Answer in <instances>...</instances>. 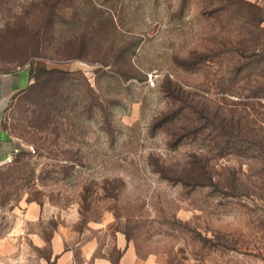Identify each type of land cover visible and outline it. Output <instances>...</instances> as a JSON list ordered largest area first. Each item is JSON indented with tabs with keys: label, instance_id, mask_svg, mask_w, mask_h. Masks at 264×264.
Wrapping results in <instances>:
<instances>
[{
	"label": "rangeland",
	"instance_id": "rangeland-1",
	"mask_svg": "<svg viewBox=\"0 0 264 264\" xmlns=\"http://www.w3.org/2000/svg\"><path fill=\"white\" fill-rule=\"evenodd\" d=\"M23 65L0 227L37 202L164 264H264V0H0V68Z\"/></svg>",
	"mask_w": 264,
	"mask_h": 264
},
{
	"label": "crops",
	"instance_id": "crops-1",
	"mask_svg": "<svg viewBox=\"0 0 264 264\" xmlns=\"http://www.w3.org/2000/svg\"><path fill=\"white\" fill-rule=\"evenodd\" d=\"M32 82L28 65L0 68V164L22 143L6 125V114ZM10 216L8 228L0 227V264H164L155 253L140 255L107 221L84 229L71 221L52 224L48 208L37 202L15 206Z\"/></svg>",
	"mask_w": 264,
	"mask_h": 264
},
{
	"label": "trees",
	"instance_id": "trees-1",
	"mask_svg": "<svg viewBox=\"0 0 264 264\" xmlns=\"http://www.w3.org/2000/svg\"><path fill=\"white\" fill-rule=\"evenodd\" d=\"M31 72H32V78H33V71L31 69ZM34 81L30 84V86L28 87V89L33 85ZM26 89V90H28ZM250 121L247 122V121H243V118H239L237 120H235L234 118H226V120H224V125L225 126H229V127H233L236 132V136L240 138L241 142L244 143V145H241L240 149L243 150V147L242 146H245V144L247 143H254V144H257V142L260 143V145H263L262 141L257 139V135L254 133H252V129L248 128V125H250ZM233 133V130L231 129L230 131V135ZM253 134V135H251ZM250 140H254V141H250ZM247 148H250V147H247ZM21 152V151H20ZM19 152V153H20Z\"/></svg>",
	"mask_w": 264,
	"mask_h": 264
},
{
	"label": "built area",
	"instance_id": "built-area-1",
	"mask_svg": "<svg viewBox=\"0 0 264 264\" xmlns=\"http://www.w3.org/2000/svg\"><path fill=\"white\" fill-rule=\"evenodd\" d=\"M25 146L24 143H21L18 146H15L13 151L8 155L3 163H11L15 160L16 155L22 150V147ZM32 152H36L35 148L30 149Z\"/></svg>",
	"mask_w": 264,
	"mask_h": 264
}]
</instances>
